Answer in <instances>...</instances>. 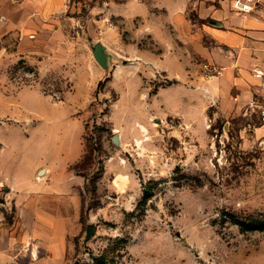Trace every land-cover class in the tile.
<instances>
[{
    "label": "rangeland",
    "instance_id": "1",
    "mask_svg": "<svg viewBox=\"0 0 264 264\" xmlns=\"http://www.w3.org/2000/svg\"><path fill=\"white\" fill-rule=\"evenodd\" d=\"M56 1L42 8L39 0L37 15V0H0L6 218L14 208L1 179L38 163L62 168L82 143L71 167L84 182L76 264H264V128L226 122L221 101L201 105L208 60L190 47L183 77L174 75L175 59L161 67L159 53L175 49V17L160 45L143 18L92 16L85 0L53 12ZM100 19L119 30L124 56L112 52L111 32L106 46L96 39ZM99 43L106 64L93 54ZM88 226L95 231L85 240Z\"/></svg>",
    "mask_w": 264,
    "mask_h": 264
},
{
    "label": "crops",
    "instance_id": "2",
    "mask_svg": "<svg viewBox=\"0 0 264 264\" xmlns=\"http://www.w3.org/2000/svg\"><path fill=\"white\" fill-rule=\"evenodd\" d=\"M41 1L42 8L51 2ZM67 1L65 4L64 0L56 1L53 12L62 10ZM85 3H89L92 16L108 10L130 21L143 18L151 22L146 24L145 31H152L160 45L167 43L164 30L171 26L168 16L175 17V49L159 53L161 67H167L168 60L175 59L180 66L174 75L183 77L184 55L189 47L191 55H202L224 66L221 76L199 83L196 93L201 105L208 108L221 101L222 110L228 116L226 122L247 121L246 103L262 93V78L256 77L254 72L256 69L264 71V0H259L255 9L246 14L233 10L229 0H125L109 1L106 5L100 0H85ZM35 7L39 15L42 10L39 0ZM92 20L90 17L88 23ZM98 25L101 33L96 39H101L106 46L104 36L111 32L115 38L112 52L124 56L120 51L123 42L119 30L105 26L103 19ZM105 52L108 60L110 53L106 47ZM189 72L193 77L198 76L193 66ZM262 128L264 126L253 131ZM82 152L81 143L77 157L59 169L52 164L41 166L38 163L25 173L14 171L2 177L1 185L8 188L7 204L12 205L14 212L10 221L0 209V264L75 263L78 251L75 239L82 230L81 186L84 182L71 167L79 161ZM194 264L201 263L194 261Z\"/></svg>",
    "mask_w": 264,
    "mask_h": 264
},
{
    "label": "built area",
    "instance_id": "3",
    "mask_svg": "<svg viewBox=\"0 0 264 264\" xmlns=\"http://www.w3.org/2000/svg\"><path fill=\"white\" fill-rule=\"evenodd\" d=\"M233 10L239 13H251L259 0H229ZM201 75L205 78L219 77L223 74L224 67L211 62L205 61L200 66ZM254 75L256 77L262 78L261 90L262 93L259 97H254L246 103L247 110V121L245 122L246 128H254L258 125L264 126V71L258 69L255 70ZM238 100L237 97L234 98Z\"/></svg>",
    "mask_w": 264,
    "mask_h": 264
},
{
    "label": "water",
    "instance_id": "4",
    "mask_svg": "<svg viewBox=\"0 0 264 264\" xmlns=\"http://www.w3.org/2000/svg\"><path fill=\"white\" fill-rule=\"evenodd\" d=\"M93 54L95 59L101 63L106 64L107 62V53L105 52V47L102 46L100 43L95 45ZM95 228L93 226L87 227L86 239H89L94 234Z\"/></svg>",
    "mask_w": 264,
    "mask_h": 264
}]
</instances>
